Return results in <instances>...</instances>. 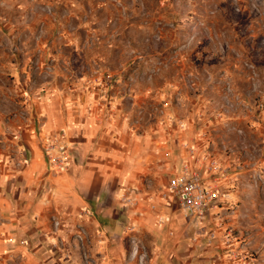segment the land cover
Masks as SVG:
<instances>
[{"label": "rangeland", "instance_id": "374dc122", "mask_svg": "<svg viewBox=\"0 0 264 264\" xmlns=\"http://www.w3.org/2000/svg\"><path fill=\"white\" fill-rule=\"evenodd\" d=\"M90 84L119 93L128 126L168 134L171 179L186 171L216 190L202 217L168 206L190 225L189 264H264V0H0V146L30 135L49 164L46 137L63 147L40 133L37 96ZM27 156L14 145L0 157L17 187ZM10 215L0 213V264H27L1 229ZM49 216L35 239L66 264L85 262L70 253L87 231Z\"/></svg>", "mask_w": 264, "mask_h": 264}, {"label": "crops", "instance_id": "0c3cea01", "mask_svg": "<svg viewBox=\"0 0 264 264\" xmlns=\"http://www.w3.org/2000/svg\"><path fill=\"white\" fill-rule=\"evenodd\" d=\"M89 86L36 98L40 133L59 136L67 171L53 173L30 135L15 142L13 134L2 143L4 149L0 146V157L14 145L28 154L19 187L11 180L8 161L0 165V213L11 214L1 227L6 242L25 248L24 263L66 264L47 251L45 237L35 239L36 232L49 230V215L62 214L63 230L68 224L78 233L87 231L86 248L76 250L71 244L70 255L83 254L82 264H189L184 246L190 225L178 211L163 206L160 197L173 177L168 134L163 139L152 129L140 132L128 126L119 93L111 90L106 98ZM32 130L28 123L25 131ZM161 215L170 221L158 225Z\"/></svg>", "mask_w": 264, "mask_h": 264}, {"label": "built area", "instance_id": "2783aa9c", "mask_svg": "<svg viewBox=\"0 0 264 264\" xmlns=\"http://www.w3.org/2000/svg\"><path fill=\"white\" fill-rule=\"evenodd\" d=\"M110 81L111 75L107 73L97 86H105L107 88ZM54 138L57 137H46L42 146L45 149L49 164L59 171L68 165V160L63 154V149L58 147L59 144ZM162 197L168 206L174 207L175 205L182 213L202 217L216 198V190L204 184L197 175L185 171L170 180ZM126 201L129 203L131 200L127 198ZM169 220V215H161L158 219L160 223L162 221L168 222Z\"/></svg>", "mask_w": 264, "mask_h": 264}]
</instances>
